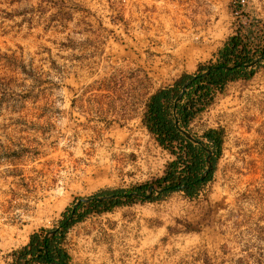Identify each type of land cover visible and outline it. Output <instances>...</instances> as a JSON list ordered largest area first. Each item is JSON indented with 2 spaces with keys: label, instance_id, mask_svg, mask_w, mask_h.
Listing matches in <instances>:
<instances>
[{
  "label": "rangeland",
  "instance_id": "1",
  "mask_svg": "<svg viewBox=\"0 0 264 264\" xmlns=\"http://www.w3.org/2000/svg\"><path fill=\"white\" fill-rule=\"evenodd\" d=\"M250 29L256 47L264 0H0V264L81 198L160 189L184 152L146 126L151 95L217 63ZM254 68L187 129L206 144L208 128L224 129L194 193L155 190L83 221L129 215L141 264H264V64ZM79 222L63 242L74 264L90 262L78 256Z\"/></svg>",
  "mask_w": 264,
  "mask_h": 264
},
{
  "label": "trees",
  "instance_id": "2",
  "mask_svg": "<svg viewBox=\"0 0 264 264\" xmlns=\"http://www.w3.org/2000/svg\"><path fill=\"white\" fill-rule=\"evenodd\" d=\"M238 6L242 7L241 3ZM259 39V44L254 47V31L250 29L246 34L242 33V30L238 31L230 36L218 51L217 63L202 64L197 72L185 73L172 86L159 89L151 95L144 117L146 126L163 147L171 150L177 142L184 152V155L169 164L165 175L156 181L164 189V193L184 189L188 194H192L211 177L213 171L205 179H201L207 163V149L212 150L214 169V155H219L222 151L224 129L220 127L206 130L203 136L208 140V144L199 139V143H195L188 139L181 129H189L193 120L212 104L216 92L223 91L229 81L242 77L250 78L254 74L255 68L245 67V64L264 56V35ZM258 64H264V61ZM208 70L210 72L204 74ZM186 83L187 89L177 101ZM149 186L142 185L135 191L143 193ZM124 193V190L106 191L103 195L114 194L115 197L103 201L93 199L82 213L79 210L85 202L69 208L52 234L47 235L52 230L45 229L33 233L28 244L13 253V264H74L63 245L66 233L94 210L109 211L137 198L124 199Z\"/></svg>",
  "mask_w": 264,
  "mask_h": 264
},
{
  "label": "crops",
  "instance_id": "3",
  "mask_svg": "<svg viewBox=\"0 0 264 264\" xmlns=\"http://www.w3.org/2000/svg\"><path fill=\"white\" fill-rule=\"evenodd\" d=\"M90 216L94 220L91 223ZM90 216L78 223L77 236L78 256L89 255L90 262L81 259L78 264H141L139 243L135 240L136 232L129 226V215L104 212Z\"/></svg>",
  "mask_w": 264,
  "mask_h": 264
},
{
  "label": "water",
  "instance_id": "4",
  "mask_svg": "<svg viewBox=\"0 0 264 264\" xmlns=\"http://www.w3.org/2000/svg\"><path fill=\"white\" fill-rule=\"evenodd\" d=\"M261 61H264V56H259L257 58H255L254 60H252L250 63H247L245 64V67H254L256 66L258 63H260ZM228 68H231V66H228ZM210 72V70L204 72V74H208ZM187 86H188V83H186L184 86H183V89H182V92L181 94L178 96L177 98V101H179L183 95V93L186 91L187 89ZM181 131L185 134V136L192 140V141H195L196 143H199V140L194 138L187 130H184V129H181ZM208 151V155H207V163H208V166H207V169L204 171V173L202 174L201 176V179H205L208 174L212 171L214 165H213V162H212V150L211 149H207ZM157 191V192H163L164 189L163 188H160V189H157L156 188V185L155 184H151L149 187H148V192L143 194V193H140L138 191H131V192H126L123 194L124 197L128 198V197H145L146 199H150L153 197L154 195V191ZM115 195L114 194H110V195H102V196H96V197H91V198H88V199H84V198H81L79 199V201L76 203L75 206L79 205L81 202H86V201H91L93 199H96L97 201H103V200H106V199H111V198H114ZM54 231H49L47 233V235H50L52 234Z\"/></svg>",
  "mask_w": 264,
  "mask_h": 264
},
{
  "label": "built area",
  "instance_id": "5",
  "mask_svg": "<svg viewBox=\"0 0 264 264\" xmlns=\"http://www.w3.org/2000/svg\"><path fill=\"white\" fill-rule=\"evenodd\" d=\"M208 107H210V105H209ZM208 107H206V109H208ZM206 109H205V110H206ZM205 110H204V111H205ZM204 111H203L199 116L204 115ZM199 116H197L196 118H198ZM204 119H205V117H204ZM208 129H210V128H208ZM208 129H207V130H208ZM66 234H67V233H66Z\"/></svg>",
  "mask_w": 264,
  "mask_h": 264
}]
</instances>
